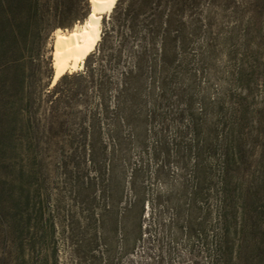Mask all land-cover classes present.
<instances>
[{
    "label": "trees",
    "instance_id": "1",
    "mask_svg": "<svg viewBox=\"0 0 264 264\" xmlns=\"http://www.w3.org/2000/svg\"><path fill=\"white\" fill-rule=\"evenodd\" d=\"M86 1L0 0V80L9 77L8 61L19 57L20 75L25 81L24 68L33 58L27 48L30 35L63 28L66 24L60 19L71 6L85 5ZM262 7L260 0H117L104 21L100 41L85 59V69L62 75L46 93L48 98L54 97L49 101L54 112L60 104L68 106L78 96L88 99L90 93L99 95L107 111L104 102L108 93L115 91L116 111L131 117L141 102L147 79L152 100L149 121L158 126L152 130L157 139L155 149H171L181 174L186 173L187 160L194 161L190 209L206 206L209 190L217 198L219 264H231L233 235L239 238V263L253 264L242 251L250 235L248 197L253 196V188L246 181L248 165L253 162L248 145L259 146L258 164L261 169L264 165V110H252L250 103L253 87L260 80L264 84ZM51 15L59 20L48 23ZM113 36L118 39L116 45L111 43ZM125 47L133 62L124 64L116 82L109 76L107 66L124 63ZM169 131L173 133L170 144L164 135ZM119 150L115 148L109 164L106 149L100 160L90 159L97 174L95 181L87 178V191L95 187L102 193L109 190L108 173L115 169V153ZM166 158H170L169 153ZM261 169L257 173L262 177ZM252 173L253 177L255 172ZM208 178L215 182L205 187ZM79 181L80 176L73 180L74 188ZM26 182L21 176L9 184L7 195L0 192V216L5 214L6 220L0 264H25L24 248L17 240L21 231L17 215L29 206ZM132 190V204L143 207L139 189L132 185ZM88 207L92 211L94 204ZM141 209L139 218L143 215ZM185 223L191 236L197 233L206 239L203 221L192 218ZM141 229L138 223L137 235ZM30 247L33 250L35 246ZM42 264H47L46 260Z\"/></svg>",
    "mask_w": 264,
    "mask_h": 264
},
{
    "label": "rangeland",
    "instance_id": "2",
    "mask_svg": "<svg viewBox=\"0 0 264 264\" xmlns=\"http://www.w3.org/2000/svg\"><path fill=\"white\" fill-rule=\"evenodd\" d=\"M260 1L264 23V0ZM88 11V0L85 5L73 4L60 19L66 24L60 29L69 30L83 22ZM56 20L59 18L51 15L47 22ZM57 28L30 35L27 48L33 58L24 68L25 81L20 75L19 57L8 61L9 77L0 80V192L7 195L9 184L21 176L27 181L29 206L17 215L21 230L17 240L23 245L25 264H42L45 260L47 264H219L217 198L209 190L208 204L190 209L194 161L189 158L186 173L181 174L171 149H155L157 139L152 130L158 126L149 121L152 100L147 79L141 102L131 117L116 111L115 91L108 93L104 102L107 111L96 93H90L88 99L78 96L68 106L60 104L57 112L52 110L49 101L54 97L48 98L46 93L52 89L51 50ZM117 41V37L111 38L112 44ZM123 59L120 65L107 66L113 81L119 79L124 64L133 62L128 47L123 49ZM250 101L252 110H264L262 80L253 87ZM164 135L170 144L172 131ZM115 148L121 151L115 153V169L108 173L109 190L102 193L95 187L87 191V178L95 181L97 174L90 159L100 160L106 149L109 164ZM247 150L253 154L246 176L253 196L248 197L250 235L244 240L242 252L253 264H264V176L257 173L261 169L260 148L248 145ZM261 167L264 171V165ZM79 176L74 188L73 180ZM211 179L205 180V187L214 184ZM132 185L144 198L143 207L132 204ZM89 203L94 204L92 211ZM141 208L143 215L139 218ZM192 218L203 221L205 240L197 233H188L185 222ZM138 223L142 225L140 235L136 234ZM5 230V214H1L0 256ZM238 240L237 236L230 237L231 264H240Z\"/></svg>",
    "mask_w": 264,
    "mask_h": 264
},
{
    "label": "bare ground",
    "instance_id": "3",
    "mask_svg": "<svg viewBox=\"0 0 264 264\" xmlns=\"http://www.w3.org/2000/svg\"><path fill=\"white\" fill-rule=\"evenodd\" d=\"M88 2L89 11L83 22L75 23L69 30L57 28L53 33L51 50L53 75L49 82L50 88L57 84L62 75L77 72L84 66L85 59L101 39L102 19L112 12L117 0Z\"/></svg>",
    "mask_w": 264,
    "mask_h": 264
}]
</instances>
